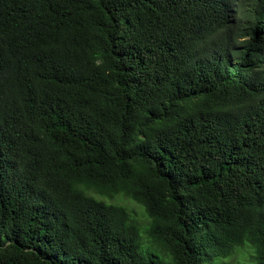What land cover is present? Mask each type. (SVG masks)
Masks as SVG:
<instances>
[{"label": "trees", "instance_id": "trees-1", "mask_svg": "<svg viewBox=\"0 0 264 264\" xmlns=\"http://www.w3.org/2000/svg\"><path fill=\"white\" fill-rule=\"evenodd\" d=\"M239 252L264 264V0H0V264Z\"/></svg>", "mask_w": 264, "mask_h": 264}, {"label": "rangeland", "instance_id": "rangeland-1", "mask_svg": "<svg viewBox=\"0 0 264 264\" xmlns=\"http://www.w3.org/2000/svg\"><path fill=\"white\" fill-rule=\"evenodd\" d=\"M122 197L123 196L119 197V199H115V200L110 201V202L122 204L125 206H130L131 208L136 209L137 211H139L141 213L142 224L146 225L147 220H146L145 215L141 211V209H139V207L137 205L133 204L130 201L123 199ZM146 227H147V225L142 226V235H144V236H145V230L144 229ZM224 264H251V262H249V256L248 255H246L243 252H239V253H236L231 259H228L226 261V263H224Z\"/></svg>", "mask_w": 264, "mask_h": 264}]
</instances>
